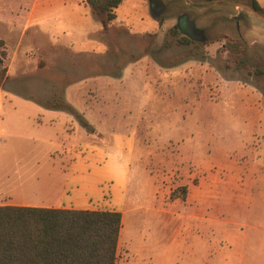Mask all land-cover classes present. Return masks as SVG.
<instances>
[{
  "label": "rangeland",
  "instance_id": "1",
  "mask_svg": "<svg viewBox=\"0 0 264 264\" xmlns=\"http://www.w3.org/2000/svg\"><path fill=\"white\" fill-rule=\"evenodd\" d=\"M32 1L0 0V53L7 54L0 65V134L34 131L30 102L68 100L66 88L75 81L83 87L81 80L120 76L126 65L150 67L147 82L135 79L141 78L137 73L123 87L82 89L75 99L105 101L107 115L116 119L125 110L138 128L136 161L156 184L140 172L133 175L130 201L148 203L153 211L144 218L128 214L129 248L120 247L116 264H229L230 233L241 232L236 222L247 221L253 210L247 198L264 193V74L254 73L264 70V12L250 0H163L161 12L142 0V18L154 26L113 21L93 37L109 42L105 55H71L62 47L56 58L38 32L59 36L52 20L26 26ZM19 3L26 9H6ZM174 27L177 36L206 44H179ZM80 35L62 38L76 45ZM227 40L244 42L247 67H238L222 48ZM122 102L127 105L121 111ZM93 136L104 140L98 131ZM24 148L30 149L21 152L26 155L35 146L27 142Z\"/></svg>",
  "mask_w": 264,
  "mask_h": 264
},
{
  "label": "crops",
  "instance_id": "2",
  "mask_svg": "<svg viewBox=\"0 0 264 264\" xmlns=\"http://www.w3.org/2000/svg\"><path fill=\"white\" fill-rule=\"evenodd\" d=\"M141 1L123 0L115 8L114 21L133 26L140 23L154 26L152 22L143 20ZM6 9L17 11L26 7L19 3ZM27 12V27L52 20L59 28L57 37H49L42 28L38 29L49 40V48L55 50L51 57L61 58L59 48L62 47H69L71 55L84 57L102 56L109 52L110 45L106 39L93 38L105 28L83 0H33ZM11 14L19 15L18 12ZM11 22L15 25L14 20ZM75 34H81L76 45L73 40H67L70 36L76 37ZM64 35L66 40L62 38ZM86 40L88 42L83 46L82 42ZM150 72V67L126 65L120 76L100 74L90 76L89 81L81 80L86 86H77L76 81L67 86V101L97 129L104 137L102 141L95 139L94 133H89L76 115L45 107L42 102H30L34 114L27 117L36 129L0 134V205L119 211L122 222L117 244L118 261L120 247L127 244L129 248L130 230L125 227L128 214L140 212L138 217L144 218L153 211L147 202L130 201L129 187L133 175L140 172L146 181L153 186L156 184L151 175L142 172L141 163L136 161L140 152L138 128L133 120L127 118L125 110L122 111V105L127 104L121 103L122 116L116 119L107 115L111 110L105 108V101L94 104L93 99L81 102L75 99H80L77 95H81L82 89L102 91L114 84L123 87L126 77L134 78L137 73L141 78L135 79L147 82ZM27 142L34 144L35 148L23 155V150H30L24 148ZM260 185L264 186V182L260 181ZM247 204L253 208L247 211V221L236 222L245 229L230 233L229 264H264V193L248 197ZM220 256L223 257L222 253Z\"/></svg>",
  "mask_w": 264,
  "mask_h": 264
},
{
  "label": "trees",
  "instance_id": "3",
  "mask_svg": "<svg viewBox=\"0 0 264 264\" xmlns=\"http://www.w3.org/2000/svg\"><path fill=\"white\" fill-rule=\"evenodd\" d=\"M122 1L83 0L105 29L116 19L115 8ZM250 2L255 10L264 12L258 0ZM171 33L179 44H206L195 43L189 35L177 36L176 27ZM222 48L233 55L238 67H247L242 40H227ZM6 55L1 51L0 65ZM254 73L264 74V70L254 68ZM44 106L66 110L76 115L89 133L97 131L63 96ZM121 222L119 211L0 205V264H116Z\"/></svg>",
  "mask_w": 264,
  "mask_h": 264
},
{
  "label": "flooded vegetation",
  "instance_id": "4",
  "mask_svg": "<svg viewBox=\"0 0 264 264\" xmlns=\"http://www.w3.org/2000/svg\"><path fill=\"white\" fill-rule=\"evenodd\" d=\"M150 1H152V3L154 4L156 12H161L164 10L165 7H164L163 0H150ZM179 25H180V23H179Z\"/></svg>",
  "mask_w": 264,
  "mask_h": 264
}]
</instances>
